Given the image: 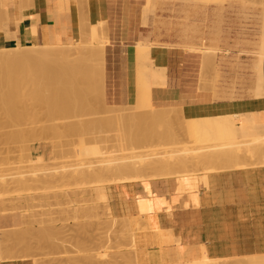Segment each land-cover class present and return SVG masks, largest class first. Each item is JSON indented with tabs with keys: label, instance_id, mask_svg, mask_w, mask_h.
Instances as JSON below:
<instances>
[{
	"label": "rangeland",
	"instance_id": "rangeland-1",
	"mask_svg": "<svg viewBox=\"0 0 264 264\" xmlns=\"http://www.w3.org/2000/svg\"><path fill=\"white\" fill-rule=\"evenodd\" d=\"M263 8H264V6L262 5L261 2H256L254 0H223L222 2H218L217 0L210 1V2L206 1V0H147V3L144 7V12H143V14H144V25H145V37L142 40H140L138 43V44L141 43L140 44L141 46L137 44V48L140 47L139 48L140 51L137 50V52H138L137 54L139 55L138 56V68H139V74H140V78H141L140 85H142V86L145 85L146 88L149 87L152 89V86L157 85V84H164L165 80H166V68L165 67H158V66L154 65L152 58L151 57L147 58L150 55V52L148 53V51H150V49L152 47H154V46L180 47V48H184L185 50H190V51L194 50V52L198 51L202 55V58H204L202 60V68H201V74H200L201 75V89L204 91H207L209 93H212L213 99H215V100H237V99H242L244 97L254 98L253 91H254V88L256 85V75H255L256 72L253 68L254 67L253 65L255 64L254 61H256V59L259 56L261 46H263V49H264V35H262V31H263L262 30L263 29L262 18H263V10H264ZM231 11H234L239 16H242L239 23H238V26H239L242 33H239L238 35H234V36L231 34L232 27L228 24V22L226 20L228 12H231ZM211 13H213V19H210ZM79 33L78 34L80 35V38H79V35H77V38L75 40H73V41L70 40L69 42H67L63 45H55L54 49L57 52V54H64L65 56H67V58H69L71 60H76L77 58H79V56L82 55L83 50L86 51V49L88 50V49L92 48L90 50H92V52L94 51L96 53H94V54L92 53L90 58L87 61V65H89L90 67L87 66V68H86V69H88L87 73L89 75L86 73V75H87L85 77L86 83L84 84V86L86 85V88L88 87L89 84H90L89 88L91 86H94L92 89L93 91L96 88L95 85H97L96 89H98V90H99V88L103 89V87L100 86L101 84H98V83H100V80H99L100 76H97V74H96V76L98 77V80H99V82H98V80H95V78H94L96 76H94L95 74L93 73V71L95 72L96 68L100 67L99 69H97V71L99 70V72L101 73V65H100L101 61L100 60L102 58L101 56L104 55V47H105V43L107 41L106 35L104 32V22H102V21L90 22V21H87L86 18H83V20L80 24ZM260 41H261V43H260ZM145 44L150 49L146 46H145L146 47L145 48L143 46ZM51 45H52L51 47L48 45V47L50 49H52V47H54L53 44H51ZM30 47H32V46H30ZM36 47L42 48L41 46H39V47L36 46ZM45 47H47V45H45ZM84 47H87V48L85 49ZM88 47H90V48H88ZM141 47H144L145 51H144V48L142 49ZM19 48L23 49V47L22 48L19 47ZM90 52H86V53L89 54ZM53 53L56 54L54 51H53ZM90 61H92V62H90ZM98 61H100V62H98ZM94 62H95V64H93ZM96 63H97V65L99 63V66L95 67ZM91 66H93L92 67V70H93L92 73L89 70V69H91ZM97 71L95 73H98ZM100 73H98V75ZM91 75L94 76L92 78V79H94V81H91L92 79L89 78ZM88 78H89V80H88ZM90 81L92 83L93 82L94 83L97 82V83L92 85V83H90ZM98 86H99V88H98ZM89 88H88V90H89ZM102 89L99 90L100 93H101ZM98 90H95L94 92L97 93ZM90 91H91V89H90ZM93 91L90 92L92 94H90V98H89L90 106L88 108L81 110V111L76 110V109L75 110L72 109L68 113H64L65 116L62 114L61 116L57 115V117H51V116L44 115L43 112L41 111L42 113L41 112L37 113L39 115L36 114L35 116L32 117L33 119L30 118L31 120L25 119V120L20 121L21 125H19V126L17 125V124H19V122H15V123L9 122L8 123V122H6L7 120L0 117V120H1L0 121V157H1L0 158V167L2 168V169L0 168V171H1V173H0V190L2 191V192L0 191V207H3V206L6 207V208L5 207L0 208L2 210V211L0 210V220H1L0 231L2 232V230H7L9 234H12L14 232L12 229H14V230L18 229V230H16L18 233H19V231H20V233L24 231V232H26V233L23 232L25 235L30 234L32 236V237L30 235L25 236V235H23V233L18 234L16 231H15L14 235L12 234L10 236H8L9 234H7V231L6 232L3 231V233L0 232L1 237H2V234L7 235V236L3 235L4 237H8V239L2 237L4 240H6L4 242H7V245L4 242H2L3 239L0 237V247L2 246L1 245L2 243L4 244L0 248V250L3 252L2 253L0 251L1 257L4 259H9V260L24 261V262H26V264H260V262L262 264H264V254L248 255V256H242L239 258H213L207 254L204 245H201L199 247V250L197 253L191 254L189 261H187V260L186 261H182V260L181 261H169L168 255L166 253V248L164 247V244H165V242L167 243L169 237L167 235L163 234V232L159 226L157 214L153 213V212L157 211L161 206L157 209L146 210V219H144V220H138V216L130 217V216L120 215V213L116 210L115 204H114L116 201L117 191L120 188H122L126 183H132L133 182V183L141 184V181H139V180L134 181L132 179V177H130L131 179L127 178V181L124 182L125 179H123L124 181L123 180L120 181L121 178H124L121 175L108 174V172H106L107 174H105L104 172H105V170H107V168L106 169H104V168L107 167L109 164L106 165L108 162L106 163V162H102V161H105L107 159L106 157L126 158L125 159V160H127L126 162L131 164V162L132 163H134L135 161L139 162L140 161L139 159H141V158H142L141 161L142 160L147 161V160H149V158L151 160H152V158H154L156 160V159H161L163 156H164L163 158H165V155H166V157L167 156H169V157L173 156V159H175V158L178 159V158L184 157V156L182 157V154L185 155L186 157L191 156L193 154H194V156L198 154L199 157H197L198 158V160L196 161L197 164L195 163L193 166L192 165L189 166V169L191 170V168H192V170H193L192 172L194 174L191 173V175H190L189 174L190 172H189L188 175H187V173H185V175H183L184 173L181 174L182 171L180 170L181 172L178 174L179 176L175 175L173 177L169 176V177H164V178H157L154 175L157 178V179H154L153 174L155 173V171H153V169H150V170L146 171L147 174L149 173V178H147V179H150V180H164V179H176V178L181 179L185 176H189L191 178L198 180V183L201 182V184L204 185V183L207 184L209 182V175L210 174L220 171L219 170L220 168L217 167V164L222 165V162H221V164L216 163L219 160L214 162V160L218 159L219 156H218V158L215 156L216 159L212 160L213 162H211L210 159L213 156V154H212V156H210V159H209L208 157H206V155L208 156V154H206V153L204 154L205 159L203 160V158H204V157H202L203 152H206L205 150H211L213 152L214 148L218 149V150L219 149L222 150L225 147H232V146L226 144L227 142H225V145H227V146H224L223 140H222V143H221V140H217V141L216 140H209V141L204 140V141H202L199 139L196 140L192 136H189V134H190V133H188L189 127H187L186 125L189 126V118H188L187 114H190V113L184 111L183 108H160L161 110L166 109L167 111H165V113H163V117L161 115H159L160 113L158 114L161 118L158 116L157 117L158 119L156 117H155L156 119H154V117H153V119L155 121L157 120L159 122L156 121L157 122L156 123L153 120H151L152 123H154V126L152 127V125H151L152 128L150 126H148V127L151 128V130L153 128L154 129L152 131L149 129L150 131H148V132L150 134H146L148 132H144L145 135L144 134L143 135L145 137H144V139L143 138L142 139L143 140L146 139V140L143 141L142 139H140L139 143L140 142L141 143L137 144V142H138L137 134H133L132 132H127V133H129L127 135V133L124 132L125 129L123 128L124 126H127V125L122 124V122H121V124H119L120 119H118V118H120V117L112 116L117 111V109H118L117 106L114 105L116 107V111L114 113H111L113 108L112 109L108 108L109 106L107 107V104H105L104 102L100 103V102H102L100 97H102V99H103V93H101L102 96H100L99 95L100 93L98 92L99 94H97V95H99L100 97L97 96L98 98L95 99L96 97H93L95 94ZM143 91L144 90H141L142 94L144 93ZM141 93L138 92L135 103L129 105L132 109H129V110L124 109L125 113L123 114L124 110H122V108H121L122 111L120 110V112H122L123 116L128 115L129 112L130 113L128 116L131 115V112H132V114L140 113L141 114L140 116H142L143 113H145V112L146 113L148 111L152 112L153 111L152 108H154V111H156V113H157V109H159V107H156L153 105L151 97L149 98L151 100H149L148 98H145V97H147V95L145 96L143 94L145 96V97L143 96L145 98L143 100L145 101L147 99L148 102L150 101L149 102L150 104L148 103V105H147V103H146L147 101H145V105L141 104L142 100L140 102V100L138 99V97H139L138 94L141 95ZM87 96H89V95H87ZM91 102L93 105H91ZM139 102L141 105L139 104ZM99 103H100V105H99ZM254 103L255 102H253L252 105L246 104V105L233 107L234 112H236L237 109L251 110L254 106ZM126 106H128V105H126ZM121 107H123V106H121ZM130 107H128V108H130ZM97 108H99V109H97ZM102 108L103 109L107 108V109L104 111ZM124 108H126V107H124ZM155 108H157V109L155 110ZM87 109L89 112L87 111ZM108 109H110L111 112H109ZM40 110H43V109H40ZM85 110H86V113H84ZM114 110L115 109H113V111ZM73 112H75V113H73ZM97 112H99V113H97ZM161 112H164V111H161ZM69 113H70V115H69ZM81 113H82V116L80 115ZM116 113H118V112H116ZM122 114H121V117H122ZM150 114L151 113H149L148 115H150ZM246 114H248V113H246ZM67 115H69V116H67ZM145 115H147V114H145ZM148 115H147V117H148ZM45 116H47V118ZM106 116L108 117L107 118L108 120H111L112 117H116L115 119H118V120L116 121V120L112 119L114 121L109 122V121H107L106 118L104 119V117H106ZM119 116H120V114H119ZM128 116L127 117L125 116V117L129 118ZM136 116L138 117L139 115L137 114ZM49 117H51V118H49ZM59 117H60V119H59ZM99 117H102L104 119V122H99L98 125L100 128L98 127V125L95 128L92 124H96L98 122V120L100 119ZM132 117L134 118V115ZM151 117L152 116H150V118ZM126 118H125V120H126ZM122 119H124V117H122ZM122 119H121V121H122ZM134 119H133V122L134 121L136 122V120H134ZM24 121H25V123H24ZM105 121H107V122L105 123ZM118 121H119V123H118ZM186 121H187V123H186ZM4 122H6V123L4 124ZM92 122H95V123H92ZM149 122H147L148 125H150ZM50 123H53V125ZM83 123H84L85 127L86 126L89 127L87 129V131L81 129L84 127ZM104 123L106 125H104ZM108 123H110V124H108ZM155 123H156V128H155ZM72 125H73V127L71 128ZM102 125L104 127H102ZM115 125H116V128H114ZM48 127H50V128H48ZM57 127L60 130V132L58 130V134L57 133L54 134L55 131H57ZM75 127H78L79 129L75 128ZM92 127H94L95 129ZM19 128H21V130H19ZM45 128H47L48 130ZM103 128H104V130H103ZM108 128H109V130H108ZM42 129L45 131L43 132ZM80 129H81V131H80ZM114 129H116V130H114ZM46 130L49 133L46 132ZM95 130H97V131H95ZM121 130L123 131V133L120 134V132H122ZM154 130H155V132H154ZM26 132H29L30 134L33 133L34 136L30 135L31 136L30 137L28 135L29 133H26ZM41 132H43L44 135L46 133V137L47 136L48 137L45 138L43 136L44 139H42V135L40 134ZM51 132H53V133H51ZM71 132H73V134ZM171 132H173V133H171ZM238 132H239L240 137H238L237 138L238 140L236 139L235 141H239V140L241 141L242 140L241 144L242 143L245 144L244 139L251 138V137H245V136L243 137V133H244L243 129H241ZM5 133L8 136H6ZM23 133H25V135ZM36 133H39L38 134L39 136H37ZM50 133H51V136H50ZM80 133H81V136H80ZM117 133H119L121 136L122 135L126 136V137L122 136V139H127V140L126 141L123 140L121 143V141L118 140L121 137ZM130 133H132L133 135L132 134L130 135ZM155 133H157V134H155ZM26 134L28 135L29 138H26L27 137ZM158 134L159 135L161 134V137ZM10 135H11L12 139L10 138ZM14 135H16V136L18 135V137H16V136L14 137ZM62 135H63V137H62ZM114 135H116V136H114ZM134 135L136 136V138L134 137ZM146 135H148L149 137ZM167 135H169V136H167ZM239 135L237 134V136H239ZM96 136H97V138H96ZM100 137H101V139H100ZM88 138H90V139H88ZM103 138L105 139V141ZM165 138H167V139H165ZM26 139H28V140H26ZM85 139H87V140H85ZM148 139H150V140H148ZM89 140L92 142H89ZM7 141H9V142H7ZM108 141H110V142H108ZM58 142H61V143L58 144ZM134 142H136V144ZM214 142L218 145H216ZM192 143H193V145H192ZM248 143H246V144H248ZM52 144H54V145H52ZM201 144H204V145H201ZM241 144H238V145H241ZM186 145H188V146L186 147ZM244 146H246V145H244ZM72 147H73V149H72ZM95 147L96 148L98 147V149H100V150L102 149L100 151L101 153H98L99 151L97 152L98 154L97 153H94V154H88L87 153L88 150L93 151V148H95ZM146 147H148V148H146ZM24 148L25 149L31 148V149H30V151H28L27 149L25 150ZM185 148H188L189 150H186ZM247 148H245V150H246L245 151L244 148L241 147L242 151H245L246 153L248 152V154H247V156H248L251 154L252 151H250V154H249V151L247 150ZM125 149H127V150H125ZM233 149L230 148L231 151ZM239 149H236V151L239 152ZM241 149H240L241 159L243 158L242 160H247L246 158H248L249 156L246 158L243 157L244 152L241 156V153H242ZM134 150H136V151H134ZM163 150H164V153H163ZM221 150H219V151H221ZM1 151L3 153H1ZM4 151H5V153H4ZM156 151L159 153V155H160V153H162L163 156L162 155L158 156V153H156L157 155L152 154L154 157L152 155H150L151 153H155ZM211 151H210V153H211ZM215 151H217V150H214V152ZM234 151L235 150H233L232 152L234 154L238 155V153H236ZM27 152H30V153L32 152V153L30 154ZM72 152H73V154H72ZM121 152H122V154H121ZM169 152L170 153L172 152V153L169 154ZM197 152H199V153H197ZM167 153L169 155H167ZM64 154H66V155H64ZM67 154H68V156H67ZM129 154H131V155H129ZM147 154H149L150 156H148ZM234 154H232V155L234 156ZM252 154H251V156H252ZM29 155H31V156H29ZM97 155H98V157H97ZM103 155L105 157H103ZM146 155H147V158L145 159ZM254 155H255V152H254ZM134 156H136V158ZM233 156H232V159L234 158ZM256 156L259 157L258 154ZM4 157L7 158V159L5 158L6 161L3 160ZM27 157L28 158L30 157L29 159H31V157H34L33 160L32 159L31 160L32 161L35 160L34 161L35 163L30 162L31 160L29 161V159ZM60 157H62V158H60ZM132 157H134V159H132ZM201 157H202V159H201ZM215 157H213V158H215ZM227 157L230 158L231 156L228 155ZM252 157H249V158L252 159ZM70 158H72V159H70ZM85 158H87V160H85ZM1 159L4 162H6L8 165L6 163L4 164L3 161L1 162ZM20 159H22V160H20ZM79 159H81V160H79ZM241 159L236 158V160L234 161V165L237 167H241L240 164H244V166L251 164V163L246 162L247 165H245V163H241L242 162ZM260 159H262L261 162L263 164V157ZM125 160H120L119 162H121V161L123 162ZM221 160H223V158ZM22 161H24V162H22ZM60 161L62 164L60 163ZM92 161H95V164H93V165H97V166L99 165V167L95 166L96 169L97 168H99V170L103 169V171L102 170L99 171L98 169H97L98 170L97 171V170H95V168L93 166H92L93 168L90 167L93 163ZM232 161L233 160H231V162ZM238 161H241V162L238 163ZM8 162H10V164ZM21 162L23 163V165ZM90 162H91V164H90ZM224 162H226V161L224 160L223 163ZM236 162H237V164H235ZM24 163H26L28 165H26ZM83 163H85V164H83ZM128 163H126V164H128ZM34 164H38V165H36L37 166L36 168L39 171H37L35 169L34 170L32 169L30 171V168L31 167L33 168ZM46 164H47V166H49L51 164L49 166L50 169L47 166H45V167H47V168H45L46 170L42 169V168L41 169L38 168L39 165H46ZM81 164H83V166ZM189 164H191V163H189ZM224 165H225V163L222 166H224ZM234 165L233 166L226 165V166H224V169L222 168V170H225V168H229V167H230L229 169H231L233 167L236 168ZM15 166H19V167L17 168ZM198 166H199V168H197ZM201 166H202V168H201ZM20 167H22V168H20ZM89 168L91 171L94 169L95 172H94V170H93V172L95 174H96V172H100V173L103 172V173H101L102 177L99 176L100 178H97V176L95 177V175L92 176L93 174L91 176L90 175L84 176L83 174H81L82 171L84 172L85 170H87V172H89L90 171ZM6 170H8V171L6 172ZM32 171H34V172L36 171V174ZM64 171H66V172H64ZM20 173H22L23 176L20 175ZM52 173L53 174L55 173V174L53 175ZM57 174H58V176H57ZM60 175H62V176H60ZM34 176H36L38 178L37 180H40V181H35V183H34L33 181H31V179H29L30 180L29 183L27 182V184H25L26 182L25 183L23 182L25 179L24 177L34 178ZM87 176H89V177H87ZM129 176L130 175H128V177ZM152 176H153V178H152ZM36 177L32 180H36ZM94 177H95V179H94ZM113 177L115 178V181H114ZM16 178H17V180L23 179V181L21 180L22 182L20 181L21 184L23 183L22 187H21L20 183H18V185H16L17 183L13 184V180L15 182ZM27 178L25 181H27ZM54 179H56V180H54ZM98 179L101 181L98 182ZM102 179H107V181L102 180ZM108 179H110V180H108ZM112 179H113V181L111 182ZM147 179H144L143 181L145 182V180H147ZM51 180H53V182ZM206 181H207V183H206ZM11 183H12V185H10ZM97 184H99V185H97ZM1 186H3V187H1ZM11 186L14 189H12ZM19 186H20V189H19ZM26 186L28 187V189L26 188ZM36 186H37V188H36ZM207 186H209V183L206 185V187ZM72 187H74V188H72ZM17 188H18V190H17ZM96 188H101L103 190H106L108 195H109L108 200H106V201L104 200L105 202H103V200L98 199ZM114 188H116V190ZM87 189H89V190H87ZM5 190L6 191L8 190V191L6 192ZM83 190H85V191L83 192ZM70 191L72 192L73 195L70 193ZM73 191H75V194L73 193ZM87 192H88V194H87ZM49 193L50 194L52 193V194L48 195V197H47V194H49ZM53 193H55V195L58 197L54 198L53 196H55V195H53ZM64 193H65V195H64ZM58 194H60V195H58ZM42 195H44V199H43ZM28 196H30V197H28ZM41 196H42V198L40 200ZM50 196L52 197L51 199H50ZM20 197H22V199H25V200H22V199L19 200ZM33 197H35L34 198L35 200L33 199L31 201V198H33ZM86 197L89 199V201H87V203L85 202ZM13 198L15 201L12 200ZM38 198H39V200H38ZM80 199H81V201H80ZM16 200H17V202H16ZM59 201H61V202H59ZM3 202L5 203V205L2 204ZM46 202H48V203H46ZM40 203L42 205L44 203V205L42 206ZM34 204L37 207L39 205L40 206L37 208L34 206ZM60 204H63V205H60ZM102 204H103V206L107 205V207H105V206L103 207ZM17 205L20 208H18L16 211ZM23 205L26 209L27 208L28 209L26 210V209L22 208ZM29 205L31 208H29ZM52 205H54V206H52ZM94 205H96V206L98 205V206L96 207ZM94 208H96L97 210ZM63 209H66V211H64L66 213L62 212ZM46 210L48 212L47 213L48 215L45 212ZM75 210H77V211H75ZM35 211L36 212L39 211L38 212L39 214L36 213ZM43 212H44V214H43ZM30 214L33 217H31ZM86 214H88V215H86ZM37 215H38V217H37ZM39 215H42L43 217L39 216ZM84 215H85V217H84ZM22 216H24V217H22ZM49 217L51 219H49ZM90 217H92V218H90ZM31 218H32V221L30 220ZM122 218H124V219L122 220ZM131 218L132 219L134 218V219L131 220ZM33 219L34 220L36 219V220L34 221ZM37 220L40 222H37ZM49 220H51V221H49ZM119 220H121V221H119ZM2 221H3V223H2ZM27 221H28V223H26ZM43 221H45V222H43ZM81 222L84 224H80ZM85 222H86V224H85ZM37 223H40V224L38 225ZM38 226H40V228ZM41 227H45V228L42 229ZM46 227H48V228H46ZM19 228H21V229H19ZM25 228H26V231H25ZM31 228H32V230H31ZM54 229H55V231H53ZM147 229H150L153 231L152 235L145 233V231ZM21 230H23V231H21ZM28 230H29V232L27 233ZM30 230L32 231V233ZM33 230H35L36 232H39V233H35ZM41 230H43V231H41ZM48 230L51 233H49ZM56 230H58V232ZM46 231L48 232V234L46 233ZM56 232H57V234H59V236L56 234ZM49 234L51 235V238L57 236V238L55 237L56 240H55V238H53L55 242L53 241V239H50L52 241L49 240V238H48V237H50ZM19 235H21L23 237H21V236L19 237ZM35 235H38V237L36 238ZM33 236H35V238ZM9 237L12 239V241L9 240L10 239ZM25 237H26V239H28L29 237L30 238L28 240H26ZM43 238H45V239L43 240ZM62 238H64V240ZM151 238H154L153 240L159 245L157 250H151L148 248L147 245L150 243H153V240H151ZM31 239L32 240L35 239V241H31ZM36 239H37V242H36ZM46 239H47L48 243H47ZM13 240L15 241L16 245L18 244L19 247L15 246V245L13 247V245H10L12 242H14ZM25 240L27 242H25ZM38 240H40V241H38ZM49 241L51 243H49ZM20 242H22L23 244ZM24 242H25V245H28V243L31 242V243H29V245L33 244L34 247L31 245L33 248H31V246H30V248L28 249L29 245L25 246ZM38 242H40V243H38ZM63 242H64V244H62V245H64V247L62 245H60V243H63ZM79 242H81V243H79ZM42 243H43V248L41 246ZM52 243H53V245H52ZM73 243H76V244L73 245ZM19 244H22L23 246L22 245L20 246ZM34 244H38L40 246H38V245L35 246ZM54 244H56L57 246ZM74 246L76 249L74 248ZM9 247H10V249L12 248L11 249L12 251H10ZM20 247L22 250L20 249ZM3 248L6 250H4ZM17 248H19V249H17ZM23 248H24V250H23ZM52 248L55 250V252L53 251L54 254L51 251V250H53ZM61 248L64 250H62ZM78 248H80V249H78ZM82 248H83V250H82ZM7 249H8V251H7ZM32 249H33V251H32ZM69 249H71V250H69ZM13 250L16 252H14ZM18 250H21V252ZM27 250H29V252H31V253L27 254ZM78 250H82L83 252L80 253L81 251H79V253H77ZM6 251H7V253H6ZM15 253H17L18 256ZM24 253L26 254V256ZM7 254L9 256L14 255L16 257L10 258ZM81 255H83V257H81ZM24 257H27V258H24Z\"/></svg>",
	"mask_w": 264,
	"mask_h": 264
},
{
	"label": "crops",
	"instance_id": "crops-1",
	"mask_svg": "<svg viewBox=\"0 0 264 264\" xmlns=\"http://www.w3.org/2000/svg\"><path fill=\"white\" fill-rule=\"evenodd\" d=\"M146 3L147 0H0V45L6 48L63 45L77 38L83 18L90 22L102 21L107 39L103 66L105 104L131 105L135 103L141 82L137 44L145 37ZM241 17L234 11L227 14L233 36L242 33L238 26ZM151 58L154 65L166 68L165 83L151 89L156 107L183 108L192 115H215L221 107L252 105L255 100L249 97L215 100L212 93L202 90L203 58L198 51L154 46ZM256 111L261 109L239 113ZM243 130V136L254 134L247 121ZM261 161L247 158L251 164L212 173L208 187L195 181L191 191L184 190L179 178L157 180L154 196L163 198L164 203L153 213L157 214L163 234L169 237L164 244L169 261H189L201 245L213 258L264 254V165ZM123 187L117 191L114 203L120 215L146 214L138 203L143 196L141 184L132 182ZM124 189L129 191L126 193ZM145 233L152 235L153 231L147 229ZM147 246L157 250L159 245L153 240ZM0 264L26 262L4 259L0 252Z\"/></svg>",
	"mask_w": 264,
	"mask_h": 264
},
{
	"label": "bare ground",
	"instance_id": "bare-ground-1",
	"mask_svg": "<svg viewBox=\"0 0 264 264\" xmlns=\"http://www.w3.org/2000/svg\"><path fill=\"white\" fill-rule=\"evenodd\" d=\"M206 1H214V0H206ZM218 2H222L223 0H217ZM254 1H256V2H261L262 3V5L264 6V0H254ZM24 4H25V2H24ZM1 5V4H0ZM1 9V8H0ZM264 9V8H263ZM11 10V9H10ZM50 12V11H49ZM2 18H0V20H1ZM14 21V20H13ZM2 22V21H1ZM0 22V23H1ZM262 26H263V31H262V35H264V10H263V18H262ZM1 28V27H0ZM261 33V32H260ZM80 34V33H79ZM78 34V35H79ZM79 38H80V35H79ZM139 43V42H138ZM260 43H261V41H260ZM141 44V43H140ZM140 44H138V45H140ZM143 44V43H142ZM150 44V43H149ZM54 45V44H53ZM15 46V45H14ZM50 47L52 46V45H49ZM141 46V45H140ZM144 47L146 46V47H148L146 44L145 45H143ZM39 47V46H38ZM42 48H37L36 46H32V47H23V49H20L19 47H13V48H6V47H3V46H1L0 45V117H2V118H4L5 120H7L6 122H19V124H17L18 126L19 125H21L20 124V121H22V120H27V119H33L32 117L33 116H35L37 113H40L41 111L43 112V114L44 115H47V116H51V117H57V115H59V116H61L62 114L64 115V113H68L70 110H72V109H76V110H79V111H81V110H84V109H86V108H88L89 106H90V100H89V98H90V94H92V93H90L91 91H93L92 89H93V87L94 86H91L90 88H89V86H90V84L88 85V87L86 88V85L84 86V84L86 83L85 82V77L87 76L86 75V73H87V70L88 69H86L87 68V66H89V65H87V61H88V59L90 58V56H91V54L93 53H96V52H92V50H90V49H92V48H90V47H88V48H90V49H86L87 47H84L85 49H86V51H82V55L81 56H79V58H77L76 60H71V59H69V58H67V56H65L64 54H57V52L55 51V45H54V47H52V49H50L49 47H48V45H47V47H43V46H41ZM144 47H141L142 49L144 48ZM145 47V48H146ZM191 47V46H190ZM189 47V48H190ZM22 48V47H21ZM140 48V47H139ZM139 48H137V50L138 51H140V49ZM145 48H144V51H145ZM149 48V47H148ZM147 48V49H148ZM25 49V50H24ZM27 49V50H26ZM150 49V48H149ZM152 49V48H151ZM151 49H150V51H148V53L150 52V55L147 57V58H150L151 57ZM192 49V48H191ZM261 50H260V53H259V56H258V58L256 59V61H254L255 62V64L253 65L254 67V70H255V72H256V85H255V88H254V91H253V95H254V106H253V108L252 109H256V108H260L261 109V111H256V112H252V113H248V114H246V113H239L240 111H242V109H238L236 112H234V108H231V109H227V108H224V107H221V108H219V110H218V113H216L215 115H192L191 113L190 114H187L188 115V118H189V126L188 125H186L187 127H189V131H188V133H190L189 134V136H192L194 139H199V140H202V141H204V140H206V141H209V140H221V143H222V140H223V145L224 146H227V145H225V142H227L226 144H228V145H230V146H232V147H225V148H223L222 150L221 149H219V150H221V151H219L218 149H215L214 148V150H217V151H215L214 152V150H213V152L211 151V150H205L206 152H203V155H202V157H204L203 158V160L205 159V153L206 154H208V156L206 155V157H208L209 159H210V156H212V154H213V156L211 157V159H210V161L211 162H213L212 160H214V159H216V157L218 158V156H219V158L218 159H216V160H214V162L215 161H218V162H216V163H220L221 164V162H222V165L225 163V165L224 166H226V165H228V166H233L234 165V161L236 160V158H238V159H241V157H240V149H241V147H243L244 148V150H245V148H247V150L249 151V154H250V151H252L251 152V154H252V156L254 155V152H255V157L254 158H262L263 157V164H264V49H263V46H261V48H260ZM52 50V51H51ZM91 52H90V51ZM53 51L56 53V54H54L53 53ZM194 51V50H193ZM86 52H90L89 54H87ZM84 53V54H83ZM86 53V54H85ZM138 53V52H137ZM145 53V52H144ZM138 55V54H137ZM144 55V54H143ZM139 56V55H138ZM102 58H101V63H100V65H101V73L99 72V70L97 71V69H99L100 67H98V68H96V70H95V72L97 71L98 73H100L99 75H98V73H95L93 70H92V67L93 66H91V69H89L90 71H91V73H92V71H93V73L95 74L94 76H96V74H97V76H100V83H98V84H101L100 86L101 87H103L104 88V86H103V66H104V55L103 56H101ZM204 57V56H203ZM204 59V58H203ZM100 61H98V62H100ZM90 62H92V61H90ZM89 63V62H88ZM93 64H95V62L93 63ZM92 65V64H91ZM96 66H99V63H98V65H97V63H96V65H95V67ZM90 67V66H89ZM89 71V72H90ZM90 73V74H91ZM88 74V73H87ZM89 75V74H88ZM94 76H90L89 78L90 79H92ZM94 77L95 78V80H98V77ZM89 78H88V80H89ZM99 80H98V82H99ZM87 81V80H86ZM91 81H94V79H92ZM90 81V83H92ZM97 83V82H96ZM96 83H92V85L93 84H96ZM96 86V88H97V85H95ZM88 88H89V90H88ZM95 88V90H98V89H96ZM98 88H99V86H98ZM149 88V87H148ZM146 88V86L145 85H139V90H138V92H140L141 93V90H144L143 92V94L146 96L147 95V97H145L142 93H141V95L140 94H138L139 95V97H138V99L140 100V102H141V100H142V102H141V104L142 105H145V101H147V99L144 101L143 99H145V98H150L151 97V88ZM90 89H91V91H90ZM102 89V88H101ZM100 88H99V90H101ZM94 90V91H95ZM97 91V93L96 92H94L95 94H94V96L93 97H96L95 99H97L98 97L97 96H102V94L101 93H103L104 91V89H102V91H101V93H100V91ZM100 94H99V93ZM97 94H99V95H97ZM87 95H89V96H87ZM96 95V96H95ZM92 96V95H91ZM99 96V97H100ZM145 98H144V97ZM103 97H105V96H103ZM143 97V98H142ZM100 99L102 100V102H100V103H105V98H103L102 99V97H100ZM99 99V100H100ZM100 100V101H101ZM149 100H151V99H149ZM92 101V100H91ZM95 101V100H94ZM98 102V101H97ZM96 102V103H97ZM140 102H139V104H140ZM150 102V101H149ZM148 101L146 102L147 103V105H148V103H149ZM100 103H99V105H100ZM140 104V105H141ZM150 104V103H149ZM91 105H93L92 104V102H91ZM154 105V104H153ZM116 106V105H115ZM114 105H113V107L112 106H109L108 107V105H107V107L108 108H113V109H115L114 111H113V109H112V112H111V110L110 109H108L109 110V112H111V113H114L115 111H116V107H115ZM124 107H126V108H124ZM128 107H130L129 105L128 106H123V107H121V106H117V111L116 112H118L119 114H120V116H119V114L118 113H114L112 116H118V117H120V118H118V119H120L119 121H120V123H119V121H118V123L119 124H121V122H122V124H126L127 126H122L124 129H125V131L124 132H132L133 134H137V139H138V142H137V144H140L139 143V140L140 139H144V132H148V131H150L151 130V128L154 126V123H152V121L151 120H153L154 122H156L154 119H156L159 115H161L162 117H163V113H165V111H167L166 109H157V108H155V110L157 109V113H156V111H154V108H152L153 109V113L152 112H149L148 110V112L149 113H151L150 115H148L149 113L147 112H145V113H143V115L142 116H140L141 114L140 113H137L139 116L137 117L136 115V113H134V114H132V112H131V115L130 116H128L129 115V113H128V115H125L126 117L128 116L129 118H126L125 116H123V114L125 113V110L124 109H127V110H129V109H132L131 107L130 108H128ZM91 108V107H90ZM94 108V107H93ZM121 108H122V110H124L123 111V114H122V112H120V110H121ZM40 109H43V110H40ZM97 109H99V108H97ZM103 109V108H102ZM107 109V108H106ZM106 109H103L104 111L106 110ZM121 110V111H122ZM87 111H88V109H87ZM91 111V110H90ZM99 111V110H98ZM160 111V112H159ZM161 111H164V112H161ZM41 112V113H42ZM89 112V111H88ZM93 112V111H92ZM72 113V112H71ZM73 113H75V112H73ZM80 113V112H79ZM84 113H86V110H85V112ZM91 113V112H90ZM97 113H99V112H97ZM103 113V112H102ZM160 113V114H159ZM162 113V114H161ZM118 114V115H117ZM121 114H122V117H124V119H122V117H121ZM127 114V113H126ZM136 114V115H135ZM145 114H147L148 115V117H147V115H145ZM154 116H153V115ZM159 114V115H158ZM37 115H39V114H37ZM69 115H70V113H69ZM69 115H67V116H69ZM81 116H82V113L80 114ZM85 115V114H84ZM134 115V118L132 117ZM145 115V116H144ZM165 115V114H164ZM47 116H45L46 118H47ZM65 116V115H64ZM75 116V115H74ZM109 116V115H108ZM150 116H152L151 118H150ZM51 117H49V118H51ZM116 117H112L111 118V120H108L107 118V116L106 117H104V119L106 118L107 119V121H109V122H111V121H114V120H118V119H115ZM153 117H154V119H153ZM156 117V118H155ZM160 117V116H159ZM35 118V117H34ZM37 118V117H36ZM62 118V117H61ZM100 119L98 120V122L96 123V124H92L95 128L97 127V125L99 124V122H104V119L102 118V117H99ZM102 118V119H101ZM110 118V117H109ZM125 118H126V120H125ZM161 118V117H160ZM159 118V119H160ZM30 119V120H31ZM59 119H60V117H59ZM112 119H114V120H112ZM121 119H122V121H121ZM128 119V120H127ZM133 119L134 120H136V122L134 121L133 122ZM149 119V120H148ZM158 119V118H157ZM55 120V119H54ZM53 120V121H54ZM81 120V119H80ZM101 120V121H100ZM103 120V121H102ZM132 120V121H131ZM1 121V120H0ZM79 121V120H78ZM90 121V120H89ZM93 121V120H92ZM107 121H105V123L107 122ZM150 121V122H149ZM245 121H247V123L248 124H250V127L252 128V130H253V132H254V134L253 135H251V136H245V137H251V138H249V139H244L245 140V144H241V142H242V140L240 141H235L238 137H240V135H239V132L238 131H240L241 129H243V124H245ZM6 122H4V124L6 123ZM29 122V121H28ZM77 122V121H76ZM83 122V121H82ZM81 122V123H82ZM86 122V121H85ZM84 122V123H85ZM147 122H149L150 123V125H148V123ZM157 122H159V121H157ZM156 122V123H157ZM7 123V124H8ZM24 123H25V121H24ZM54 123V122H53ZM53 123H50V124H52L53 125ZM84 123H83V125H84ZM92 123H95V122H92ZM104 123V125H106ZM116 123V122H115ZM134 123V124H133ZM156 123H155V128H156ZM186 123H187V121H186ZM28 124V123H27ZM26 124V125H27ZM72 124V123H71ZM90 124V123H89ZM108 124H110V123H108ZM118 124V125H119ZM159 124V123H158ZM25 125V126H26ZM36 125V124H35ZM75 125V124H74ZM80 125V124H79ZM101 125V124H100ZM117 125V124H116ZM116 125L114 126V128H116ZM151 125H152V127H151ZM113 126V125H112ZM148 126H150L151 128H149ZM51 127V126H50ZM50 127H48V128H50ZM73 127V125L71 126V128ZM87 127V126H86ZM85 127V125H84V127L83 128H81L82 130H86L87 131V129L89 128V127H87L86 128ZM94 127H92V128H94ZM98 127H99V125H98ZM102 127H104L103 125H102ZM120 127V126H119ZM22 128V127H21ZM21 128H19V130H21ZM43 128V127H42ZM70 128V127H69ZM70 128V129H71ZM75 128H78V127H75ZM94 128V129H95ZM100 128V127H99ZM110 128V127H109ZM109 128H108V130H109ZM168 128V127H167ZM45 129H47V128H45ZM69 129V130H70ZM79 129V128H78ZM77 129V130H78ZM81 129H80V131H81ZM98 129V128H97ZM106 129V128H105ZM113 129V128H112ZM121 129V128H120ZM150 129V130H149ZM154 129V128H153ZM152 129V130H153ZM40 130V129H39ZM48 130V129H47ZM46 130V132H48ZM58 127H57V131H55V133L54 134H58ZM65 130V129H64ZM72 130V129H71ZM90 130V129H89ZM103 130H104V128H103ZM114 130H116V129H114ZM123 130V129H122ZM121 130V131H122ZM151 130V131H152ZM16 131V130H15ZM14 131V132H15ZM42 131L44 132L45 130H43L42 129ZM76 131V130H75ZM79 131V132H80ZM95 131H97V130H95ZM102 131V130H101ZM171 131V130H170ZM13 132V133H14ZM19 132V131H18ZM23 132V131H22ZM25 132V131H24ZM31 132V131H30ZM43 132H41L40 134L42 135V139H44L43 138V136L45 137V138H47L46 137V133H45V135L43 134ZM59 132H60V130H59ZM64 132V131H63ZM93 132V131H92ZM104 132V131H103ZM120 132V131H119ZM154 132H155V130H154ZM238 132V133H237ZM11 133V132H10ZM9 133V134H10ZM12 133V134H13ZM26 133H29V132H26ZM35 133V132H34ZM49 133V132H48ZM51 133H53V132H51ZM51 133H50V136H51ZM72 134H73V132H71ZM121 133H123V131L122 132H120V134ZM132 133H130V135L132 134ZM153 133V132H152ZM163 133V132H162ZM171 133H173V132H171ZM6 134V133H5ZM11 134V135H12ZM16 134V133H15ZM18 134V133H17ZM24 135H25V133H23ZM37 134V136H39L38 134L39 133H36ZM60 134V133H59ZM65 134V133H64ZM96 134V133H95ZM117 134H119V133H117ZM119 134V135H120ZM129 133H127V135H128ZM132 134V135H133ZM144 134V135H143ZM146 134H150L149 132L148 133H146ZM155 134H157V133H155ZM237 134L239 135V136H237ZM11 135H10V138H11ZM20 135V134H19ZM27 135V134H26ZM29 136L30 135H33L34 136V134L32 133V134H28ZM28 135H27V137L26 138H29L28 137ZM48 135V134H47ZM85 135V134H84ZM126 135V134H125ZM159 135V134H158ZM6 136H8L7 134H6ZM5 136V137H6ZM13 136V135H12ZM16 135H14V137H15ZM22 136V135H21ZM32 136V137H33ZM74 136V135H73ZM80 136H81V133H80ZM83 136V135H82ZM114 136H116V135H114ZM122 136H124V135H122ZM122 136L120 135V137L121 138H117L118 140H120L121 141V143H122V141L123 140H127V139H122ZM146 136H148V135H146ZM160 137H161V134L159 135ZM167 136H169V135H167ZM173 136V135H172ZM16 137H18V135L16 136ZM20 137V136H19ZM31 137V136H30ZM62 137H63V135H62ZM61 137V138H62ZM111 137V136H110ZM119 137V136H118ZM124 137H126V136H124ZM123 137V138H124ZM130 137V136H129ZM128 137V138H129ZM134 137L136 138V136L134 135ZM149 137V136H148ZM147 137V138H148ZM155 137V136H154ZM158 137V136H157ZM244 137V136H243ZM3 138V137H2ZM1 138V139H2ZM40 138V137H39ZM57 138V137H56ZM59 138V137H58ZM67 138V137H66ZM96 138H97V136H96ZM113 138V137H112ZM133 138V137H132ZM169 138V137H168ZM173 138V137H172ZM191 138V137H190ZM242 138V137H241ZM6 139V138H5ZM12 139V138H11ZM18 139V138H17ZM41 139V138H40ZM88 139H90V138H88ZM94 139V138H93ZM100 139H101V137H100ZM104 139V138H103ZM108 139V138H107ZM111 139V138H110ZM134 139V138H133ZM142 139V140H143ZM165 139H167V138H165ZM9 140V139H8ZM26 140H28V139H26ZM35 140V139H34ZM85 140H87V139H85ZM141 140V141H142ZM146 140V139H145ZM145 140H143V141H145ZM148 140H150V139H148ZM147 140V141H148ZM226 140V141H225ZM238 140V139H237ZM249 140V141H248ZM16 141V140H15ZM46 141V140H45ZM61 141V140H60ZM97 141V140H96ZM104 141H105V139H104ZM111 141V140H110ZM110 141H108V142H110ZM116 141V140H115ZM119 141V142H120ZM154 141V140H153ZM194 141V140H193ZM249 143H248V142ZM3 142V141H2ZM1 142V143H2ZM7 142H9V141H7ZM35 142V141H34ZM89 142H92V141H90L89 140ZM95 142V141H94ZM118 142V141H117ZM133 142V141H132ZM219 142V141H218ZM55 143V142H54ZM59 143H61V142H58V144ZM78 143V142H77ZM120 143V144H121ZM128 143V142H127ZM135 144H136V142H134ZM215 143V142H214ZM246 143H248V144H246ZM56 144V143H55ZM87 144V143H86ZM132 144V143H131ZM144 144V143H143ZM212 144V143H211ZM216 144V143H215ZM238 144H241V145H238ZM52 145H54V144H52ZM76 145V144H75ZM74 145V146H75ZM110 145V144H109ZM127 145V144H126ZM145 145V144H144ZM192 145H193V143H192ZM196 145V144H195ZM201 145H204V144H201ZM216 145H218V144H216ZM222 145V144H221ZM220 145V146H221ZM234 145V146H233ZM236 145V146H235ZM244 145H246V146H244ZM57 146V145H56ZM61 146V145H60ZM73 146V145H72ZM128 146V145H127ZM126 146V147H127ZM135 146V145H134ZM133 146V147H134ZM188 145H186V147H187ZM223 146V147H224ZM238 146V147H237ZM240 146V147H239ZM39 147V146H38ZM53 147V146H52ZM62 147V146H61ZM122 147V146H121ZM192 147V146H191ZM195 147V146H194ZM201 147V146H200ZM217 147V146H216ZM237 147V148H236ZM19 148V147H18ZM69 148V147H68ZM96 148V147H95ZM95 148H93V151L92 150H88L87 151V153L88 154H94V153H97L98 151V153H101L100 151L102 150H100V149H98V147L95 149ZM111 148V147H110ZM146 148H148V147H146ZM198 148V147H197ZM230 148L231 149H233V150H235L234 152H236V153H238V155H236V154H234L231 150H230ZM239 149V152L238 151H236V149ZM8 149V148H7ZM20 149V148H19ZM25 149V148H24ZM27 149V148H26ZM25 149V150H26ZM30 149L31 148H29V149H27L28 151H30ZM37 149V148H36ZM72 149H73V147H72ZM186 150H189L188 148H185ZM21 150V149H20ZM69 150V149H68ZM96 150V151H95ZM115 150V149H114ZM123 150V149H122ZM125 150H127V149H125ZM150 150V149H149ZM156 150V149H155ZM185 150V151H186ZM204 150V149H203ZM23 151V150H22ZM32 151V150H31ZM74 151V150H73ZM134 151H136V150H134ZM161 151V150H160ZM209 151V152H208ZM210 151H211V153H210ZM230 151V152H229ZM246 151V150H245ZM245 151H242V149H241V156H242V154H243V152H244V154H243V157H252L251 156V154L250 155H248L247 156V154H248V152L246 153ZM104 152V151H103ZM102 152V153H103ZM149 152V151H148ZM168 152V151H167ZM190 152V151H189ZM188 152V153H189ZM217 152V153H216ZM1 153H3L2 151H1ZM4 153H5V151H4ZM22 153V152H21ZM20 153V154H21ZM27 153H30V152H27ZM26 153V154H27ZM32 153V152H31ZM30 153V154H31ZM97 153V154H98ZM105 153V152H104ZM103 153V154H104ZM130 153V152H129ZM151 153V152H150ZM156 153H158L157 151L155 152V153H151L150 155H152V154H156ZM163 153H164V150H163ZM172 153V152H171ZM170 152H169V154H171ZM197 153H199V152H197ZM246 153V154H245ZM70 154V153H69ZM72 154H73V152H72ZM120 154V153H119ZM121 154H122V152H121ZM127 154V153H126ZM136 154V153H135ZM146 154V153H145ZM168 153H167V155H169ZM202 154V153H201ZM231 154V155H230ZM232 154H234V156L232 155ZM259 155V157H257L256 155ZM25 155V154H24ZM61 155V154H60ZM64 155H66V154H64ZM129 155H131V154H129ZM128 155V156H129ZM138 155V154H137ZM142 155V154H141ZM148 156H150L149 154H147ZM147 155H146V157H145V159L147 158ZM157 155V154H156ZM160 155H162L163 156V154L162 153H160ZM159 155V153H158V156H160ZM176 155V154H175ZM231 156L230 158H228L227 156ZM246 155V156H245ZM29 156H31V155H29ZM42 156V155H41ZM67 156H68V154H67ZM102 156V155H101ZM108 156V155H107ZM117 156V155H116ZM153 156V155H152ZM161 156V157H162ZM184 156V157H183ZM201 156V155H200ZM216 156V157H215ZM223 156V157H222ZM232 156L234 157L233 159H232ZM236 156V157H235ZM3 157V156H2ZM22 157V156H21ZM70 157V156H69ZM96 157V156H95ZM97 157H98V155H97ZM96 157V158H97ZM103 157H105L104 155H103ZM102 157V158H103ZM135 158H136V156H134ZM134 157H132V159H134ZM154 157V156H153ZM164 157V156H163ZM162 157V158H163ZM182 157L183 158H175V159H173V156L171 157H169V156H167L166 157V155H165V158H161V159H154V158H152V160L149 158V160H147V161H145V160H142L141 161V159H139L140 161L139 162H137V161H135L134 163H132L131 162V164H129L128 162H126L127 160H125L126 158H121V157H118V158H113V157H106L107 159L105 160V161H102V162H108L106 165H108L107 167H105L104 169H106L107 168V170H105V174H107L106 172H108V174H117V175H121L122 177H124V178H121V180L120 181H122L123 179H125V181L124 182H126L127 181V178L128 179H131L130 177H132V179L135 181H137V180H139V181H141V187H142V194H143V196H141L139 199H138V203H139V207H140V209H141V211H143L144 213H146V210H149V209H157V208H159L160 206H162V204H163V202H164V200H163V198H161V197H159V196H154V193H156V191L155 190H153V186H157V180H150V179H147V178H149V173L147 174L146 173V171L147 170H150V169H153V171H155V173L153 174V176L155 175L157 178H164V177H169V176H175V175H177V176H179L178 174L181 172V174H183V175H185V173H187V175H188V173L191 175V173H193L192 171V168H191V170L189 169V166L190 165H194L195 163H196V161L198 160V158L197 157H199L198 156V154L197 155H195L194 156V154L193 155H191V156H188V157H186L185 155H183L182 154ZM186 157V158H185ZM196 157V158H195ZM202 157H201V159H202ZM213 157H215V158H213ZM228 159H227V158ZM248 157V158H249ZM252 157V160L254 159ZM1 158V157H0ZM5 158L6 157H4V159L3 160H5ZM28 158V157H27ZM30 158V157H29ZM28 158V159H29ZM33 158L34 157H31V159L33 160ZM37 158V157H36ZM60 158H62V157H60ZM74 158V157H73ZM88 158V157H87ZM87 158H85V160H87ZM91 158V157H90ZM101 158V157H100ZM129 158V157H128ZM138 158V157H137ZM156 158V157H155ZM160 158V157H159ZM168 158V159H167ZM223 158V160H221ZM7 159V158H6ZM19 159V158H18ZM23 159V158H22ZM22 159H20V160H22ZM31 159H29V161L31 160ZM38 159V158H37ZM36 159V160H37ZM42 159V158H41ZM70 159H72V158H70ZM131 159V160H132ZM144 159V158H143ZM196 159V160H195ZM243 159V158H242ZM241 159V161H238V163L239 162H241V163H245V165H247V160H242ZM247 159V158H246ZM250 159V158H249ZM2 159H1V162L3 161ZM25 160V159H24ZM30 161V162H34V161ZM39 160V159H38ZM79 160H81V159H79ZM120 160H125V161H121V162H119ZM226 161V162H224L223 163V161ZM230 160V161H229ZM231 160H233L232 162H231ZM262 160V159H261ZM6 161V160H5ZM27 161V160H26ZM70 161V160H69ZM72 161V160H71ZM77 161V160H76ZM133 161V160H132ZM180 161V162H179ZM245 161V162H244ZM20 162V161H19ZM22 162H24V161H22ZM21 162V163H22ZM75 162V161H74ZM93 163H92V165L90 166V167H94L95 168V166H97V165H93V164H95V161H92ZM100 162V161H99ZM120 164H119V163ZM130 162V161H129ZM247 162V163H246ZM260 162V161H259ZM3 163L5 164L6 162H4L3 161ZM9 164H10V162H8ZM15 163V162H14ZM29 163V162H28ZM31 163V164H32ZM35 163V162H34ZM60 163H61V161H60ZM69 163V162H68ZM79 163V162H78ZM126 163H128V164H126ZM189 163H191V164H189ZM231 163V164H230ZM7 164V163H6ZM20 164V163H19ZM24 164H26V163H24ZM30 164V165H31ZM54 164V163H53ZM62 164V163H61ZM83 164H85V163H83ZM83 164H81L82 166H83ZM90 164H91V162H90ZM99 164V163H98ZM138 164V165H137ZM197 164V163H196ZM235 164H237V162L235 163ZM8 165V164H7ZM22 165H23V163H22ZM26 165H28V164H26ZM29 165V166H30ZM33 165V164H32ZM36 165H38V164H34V166H33V168L31 167L30 168V171L33 169H35V170H37V166ZM49 165V164H48ZM51 165V164H50ZM49 165V166H50ZM89 165V164H88ZM216 165V164H215ZM222 165H219V164H217V167H219L220 169L219 170H222V168L224 169V166H222ZM239 165V164H238ZM2 166V165H1ZM4 166V165H3ZM21 166V165H20ZM28 166V167H29ZM45 166H47V164L46 165H39V169H45V168H49L50 169V167L49 166H47V167H45ZM72 166V165H71ZM76 166V165H75ZM79 166V165H78ZM197 166V165H196ZM222 166V167H221ZM235 166V165H234ZM240 166L242 167V166H244V164H240ZM8 167V166H7ZM11 167V166H10ZM15 167H19V166H15ZM24 167V166H23ZM44 167V168H43ZM61 167V166H60ZM92 167V168H93ZM97 167H99V165L97 166ZM204 167V166H203ZM236 168H237V166H235ZM1 168V167H0ZM13 168V167H12ZM20 168H22V167H20ZM26 168V167H25ZM183 168V169H182ZM197 168H199V166L197 167ZM201 168H202V166H201ZM211 168V167H210ZM215 168V167H214ZM213 168V169H214ZM230 168V167H229ZM229 168H225V170H227V169H229ZM234 168V167H233ZM2 169V168H1ZM73 169V168H72ZM77 169V168H76ZM83 169V168H82ZM81 169V170H82ZM98 170H99V168H97ZM96 168H95V170H97ZM12 170V169H11ZM14 170V169H13ZM20 170V169H19ZM46 170V169H45ZM65 170V169H64ZM74 170V169H73ZM84 170V169H83ZM89 170H90V168H89ZM94 170V169H93ZM93 170L91 171H89V172H87V170H85L84 172L82 171V173L81 174H83L84 176H86V175H92V176H94L95 175V177L97 176V178H100V177H102V174L101 173H103V172H96V174L94 173L95 172V170H94V172H93ZM97 170V171H98ZM102 171H103V169H101ZM101 170H99V171H101ZM181 170V171H180ZM5 171V170H4ZM8 170H6V172H7ZM10 171V170H9ZM37 171H39V170H37ZM55 171V170H54ZM184 171V172H183ZM199 171V170H198ZM3 172V171H2ZM29 172V171H28ZM32 172H34V171H32ZM31 172V173H32ZM50 172V171H49ZM64 172H66V171H64ZM69 172V171H68ZM74 172V171H73ZM76 172V171H75ZM0 173H1V171H0ZM35 174H36V171L34 172ZM58 173V172H57ZM60 173V172H59ZM78 173V172H77ZM197 173V172H196ZM195 173V174H196ZM24 174V173H23ZM53 174V173H52ZM55 174V173H54ZM53 174V175H54ZM76 174V173H75ZM194 174V173H193ZM20 175H22V173H20ZM34 175V174H33ZM44 175V174H43ZM50 175V174H49ZM78 175V174H77ZM80 175V174H79ZM82 175V176H83ZM104 175V174H103ZM127 177H126V176ZM128 175H130L129 177H128ZM2 176V175H1ZM23 176V175H22ZM21 176V177H22ZM26 176V175H25ZM42 176V175H41ZM56 176V175H55ZM57 176H58V174H57ZM60 176H62V175H60ZM65 176V175H64ZM63 176V177H64ZM70 176V175H69ZM100 176V177H99ZM153 176H152V178H153ZM154 176V179H157L156 177ZM28 177V176H27ZM27 177H24L25 179H24V181H23V179H21L25 184H27V182L29 183V179H31V181H33L34 183H35V181H40V180H37L38 178L36 177V176H34V178L36 177V180H32V179H34V178H27ZM43 177V176H42ZM48 177V176H47ZM71 177V176H70ZM87 177H89V176H87ZM95 177H94V179H95ZM23 178V177H22ZM26 178H27V181H25L26 180ZM49 178V177H48ZM47 178V179H48ZM54 178V177H53ZM56 178V177H55ZM58 178V177H57ZM96 178V179H97ZM151 178V177H150ZM44 179V178H43ZM111 179V178H110ZM110 179H108V180H110ZM113 179H114V181H115V178L113 177ZM113 179L111 180V182L113 181ZM144 179H147V180H145V182L143 181ZM177 179V178H176ZM180 179V178H179ZM13 180V179H12ZM20 179L19 180H17V178L15 179V182H14V180H13V184L15 183H17L16 185H18V183H20V181H21ZM54 180H56V179H54ZM75 180V179H74ZM80 180V179H79ZM86 180V179H85ZM102 180H106L107 181V179H102ZM150 180V181H149ZM17 181V182H16ZM21 181V182H22ZM46 181V180H45ZM50 181V180H49ZM52 182H53V180H51ZM58 181V180H57ZM60 181V180H59ZM92 181V180H91ZM101 180H99L98 179V182H100ZM118 181V180H117ZM130 181V180H129ZM147 181V182H146ZM195 181H197L198 182V180H196V179H194V178H191V177H189V176H185V177H183V178H181V183H183V188H184V190H187V191H191L192 190V187H193V184H194V182ZM85 182V181H84ZM93 182V181H92ZM105 182V181H104ZM103 182V183H104ZM110 182V183H111ZM44 183V182H43ZM64 183V182H63ZM76 183V182H75ZM80 183V182H79ZM87 183V182H86ZM199 183H201V182H199ZM198 183V184H199ZM206 183H207V181H206ZM209 183V182H208ZM207 183V184H208ZM2 184V183H1ZM21 184V183H20ZM19 184V185H20ZM24 184V185H25ZM46 184V183H45ZM51 184V183H50ZM93 184V183H92ZM102 184V183H101ZM207 184H205L204 183V185H205V187H206V185ZM5 185V184H4ZM8 185V184H7ZM10 185H12V183L10 184ZM22 185H23V183L21 184V187H22ZM29 185V184H28ZM54 185V184H53ZM97 185H99V184H97ZM33 186V185H32ZM51 186V185H50ZM57 186V185H56ZM64 186V185H63ZM1 187H3V186H1ZM12 187V186H11ZM18 187V186H17ZM25 187V186H24ZM41 187V186H40ZM44 187V186H43ZM42 187V188H43ZM67 187V186H66ZM76 187V186H75ZM116 187V186H115ZM208 187V186H207ZM8 188V187H7ZM26 188L28 189V187L26 186ZM33 188V187H32ZM35 188V187H34ZM36 188H37V186H36ZM54 188V187H53ZM72 188H74V187H72ZM117 188V187H116ZM116 188H114L115 190H116ZM124 188V187H123ZM127 188V187H126ZM11 189V188H10ZM12 189H14L13 187H12ZM19 189H20V186H19ZM22 189V188H21ZM25 189V188H24ZM31 189V188H30ZM121 189V188H120ZM179 189V188H178ZM9 190V189H8ZM7 190V191H8ZM17 190H18V188H17ZM16 190V191H17ZM23 190V189H22ZM62 190V189H61ZM87 190H89V189H87ZM122 190V189H121ZM125 190V189H124ZM128 189H126L125 190V192L127 193L128 191H127ZM1 191V190H0ZM6 191V190H5ZM6 191V192H7ZM77 191V190H76ZM85 190H83V192H84ZM2 192V191H1ZM10 192V191H9ZM69 192V191H68ZM78 192V191H77ZM80 192V191H79ZM96 192H97V198L98 199H100V200H103V202H105L106 200H108V197H109V195H108V193H107V191L106 190H103V189H101V188H96ZM95 192V193H96ZM66 193V192H65ZM65 193H64V195H65ZM70 193L72 194V192L70 191ZM69 193V194H70ZM73 193L75 194V191H73ZM116 193V192H115ZM118 193V192H117ZM116 193V194H117ZM125 193V194H126ZM133 193H134V191H133ZM9 194V193H8ZM16 194V193H15ZM52 194V193H51ZM50 193L49 194H47V197H48V195H51ZM70 194V195H71ZM77 194V193H76ZM83 194V193H82ZM87 194H88V192H87ZM115 194V195H116ZM121 194V193H120ZM131 194V193H130ZM13 195V194H12ZM53 195H55V193H53ZM58 195H60V194H58ZM73 195V194H72ZM84 195V194H83ZM124 195V194H123ZM136 195V194H135ZM34 196V195H33ZM36 196V195H35ZM39 196V195H38ZM43 196V199H44V195H42ZM42 196L40 197V200H41V198H42ZM63 196V195H62ZM126 196H127V199H128V194H126ZM26 197V196H25ZM28 197H30V196H28ZM46 197V196H45ZM54 198L55 197H58V196H53ZM118 197H120L119 195H118ZM122 197V196H121ZM136 197V196H135ZM174 197V196H173ZM35 197H33V198H31V201L34 199ZM52 197L50 196V199H51ZM92 198V197H91ZM90 198V199H91ZM11 199V198H10ZM18 199V198H17ZM22 199V197H20V199L19 200H21ZM30 199V198H29ZM37 199V198H36ZM78 199V198H77ZM84 199V198H83ZM88 198L86 197V203H87V201H89V199L87 200ZM116 199H117V197H116ZM131 199V198H130ZM12 200H14V198L12 199ZM11 200V201H12ZM22 200H25V199H22ZM35 200V199H34ZM38 200H39V198H38ZM66 200V199H65ZM69 200V199H68ZM76 200V199H75ZM105 200V201H104ZM171 200V199H170ZM15 201V200H14ZM13 201V202H14ZM77 201V200H76ZM80 201H81V199H80ZM79 201V202H80ZM93 201V200H92ZM99 201V200H98ZM2 202V201H1ZM12 202V203H13ZM16 202H17V200H16ZM22 202V201H21ZM50 202V201H49ZM55 202V201H54ZM59 202H61V201H59ZM84 202V201H83ZM94 202V201H93ZM137 202V201H136ZM15 203V202H14ZM46 203H48V202H46ZM56 203V202H55ZM66 203V202H65ZM69 203V202H68ZM2 204H4L5 205V203L3 202ZM7 204V203H6ZM10 204V203H9ZM41 204V203H40ZM74 204V203H73ZM79 204V203H78ZM81 204V203H80ZM27 205V204H26ZM42 205V204H41ZM43 205H44V203H43ZM42 205V206H43ZM48 205V204H47ZM46 205V206H47ZM60 205H63V204H60ZM20 206V205H19ZM33 206V205H32ZM34 206H35V204H34ZM40 206V205H39ZM38 206V207H39ZM52 206H54V205H52ZM65 206V205H64ZM94 206H96V205H94ZM98 206V205H97ZM96 206V207H97ZM102 206H103V204H102ZM105 207H107V205H104ZM103 206V207H104ZM172 206V205H171ZM3 207H5V206H3ZM3 207H0V208H3ZM16 207V206H15ZM27 207V206H26ZM35 207H37V206H35ZM37 207V208H38ZM109 207V206H108ZM6 208V207H5ZM18 208H20V207H18V205H17V207H16V211H17V209ZM22 208H24V209H26L25 207H24V205H23V207ZM29 208H31L30 207V205H29ZM48 208V207H47ZM88 208V207H87ZM86 208V209H87ZM90 208V207H89ZM99 208V207H98ZM11 209V208H10ZM15 209V208H14ZM28 209V208H27ZM26 209V210H27ZM35 209V208H34ZM67 209V208H66ZM66 209H63V213H66V212H64V211H66ZM74 209V208H73ZM83 209V208H82ZM94 209H96V208H94ZM1 210V209H0ZM6 210V209H5ZM21 210V209H20ZM81 210V209H80ZM79 210V211H80ZM97 210V209H96ZM2 211V210H1ZM19 211V210H18ZM49 211V210H48ZM61 211V210H60ZM68 211V210H67ZM75 211H77V210H75ZM83 211V210H82ZM85 211V210H84ZM88 211V210H87ZM7 212V211H6ZM36 212V211H35ZM39 212V211H38ZM38 212H36V213H38ZM41 212V211H40ZM46 212V214L48 213L47 212V210L45 211ZM50 212V211H49ZM33 213V212H32ZM31 213V214H32ZM35 213V214H36ZM96 213V212H95ZM27 214V213H26ZM30 214V215H31ZM39 214V213H38ZM43 214H44V212H43ZM50 214V213H49ZM62 214V213H61ZM111 214V213H110ZM109 214V215H110ZM23 215V214H22ZM48 215V214H47ZM53 215V214H52ZM86 215H88V214H86ZM93 215V214H92ZM26 216V215H25ZM36 216V215H35ZM34 216V217H35ZM39 216H42V215H39ZM112 216V215H111ZM22 217H24V216H22ZM31 217H33L32 215H31ZM37 217H38V215H37ZM43 217V216H42ZM52 217V216H51ZM84 217H85V215H84ZM45 218V217H44ZM53 218V217H52ZM82 218V217H81ZM90 218H92V217H90ZM49 219H51L50 217H49ZM83 219V218H82ZM124 218H122V220H123ZM134 219V218H133ZM132 218H131V220H133ZM144 219H146V214H142V215H139L138 216V220H144ZM31 221H32V218L30 219ZM34 220V219H33ZM36 220V219H35ZM34 220V221H35ZM40 220V219H39ZM44 220V219H43ZM118 220V219H117ZM42 221V220H41ZM46 221V220H45ZM45 221H43V222H45ZM49 221H51V220H49ZM53 221V220H52ZM119 221H121V220H119ZM126 221V220H125ZM23 222V221H22ZM25 222V221H24ZM37 222H40V221H38L37 220ZM42 222V223H43ZM47 222V221H46ZM89 222V221H88ZM26 223H28V221L26 222ZM33 223V222H32ZM35 224V223H34ZM38 225L40 224V223H37ZM80 224H84V223H80ZM85 224H86V222H85ZM33 225V224H32ZM24 226V225H23ZM39 228H40V226H38ZM37 227V228H38ZM38 228V229H39ZM42 229L43 228H45V227H41ZM46 228H48V227H46ZM19 229H21V228H19ZM30 229V228H29ZM37 229V230H38ZM10 230V229H9ZM14 232L12 233L13 235L15 234V231L16 230H18V229H16V230H14V229H12ZM24 230V229H23ZM23 230H21V231H23ZM31 230H32V228H31ZM30 230V231H31ZM36 230V229H35ZM35 230H33L35 233H39V232H36ZM45 230V229H44ZM50 230V229H49ZM48 230V231H49ZM3 231H7V230H2V232L1 233H3ZM25 231H26V228H25ZM41 231H43V230H41ZM51 231V230H50ZM49 231V233H51ZM53 231H55V229L53 230ZM57 232H58V230H56ZM17 232V231H16ZM24 232V231H23ZM23 232H21V233H23ZM29 232V230L27 231V233ZM57 232H56V234H57ZM18 233V232H17ZM19 233H20V231H19ZM18 233V234H19ZM20 233V234H21ZM24 233H26V232H24ZM23 233V235H25ZM31 233H32V231H31ZM34 233V234H35ZM42 233V232H41ZM46 233L48 234V232L46 231ZM7 234H9L8 233V231H7ZM12 234H9L8 236H10V235H12ZM7 236V235H5V234H2V237H4V236ZM28 235H30V234H28ZM28 235H25V236H28ZM41 235V234H40ZM39 235V236H40ZM50 235V234H49ZM54 235V234H53ZM58 236H59V234H57ZM21 235H19V237H20ZM31 236V235H30ZM36 236V238L38 237V235H35ZM35 236H33L34 238H35ZM55 236V235H54ZM1 237V236H0ZM1 237V238H2ZM14 237V236H13ZM12 237V238H13ZM21 237H23V236H21ZM32 237V236H31ZM43 237V236H42ZM56 238H57V236H55ZM55 237H52L51 238V235H50V237H48L49 238V240L50 239H53V238H55ZM4 238H6V239H8V237H4ZM10 238V237H9ZM16 238V237H15ZM30 238V237H29ZM28 238V239H29ZM46 238V237H45ZM45 238H43V240L45 239ZM56 238H55V240H56ZM3 239V238H2ZM17 239V238H16ZM15 239V240H16ZM25 239H26V237H25ZM28 239H26V240H28ZM63 240H64V238H62ZM9 240H11L12 241V239L10 238ZM19 240V239H18ZM22 240V239H21ZM25 240V242H27ZM4 241H6V240H4L3 239V241L2 242H4ZM8 241V240H7ZM10 241V242H11ZM14 241V240H13ZM20 241V240H19ZM24 241V240H23ZM31 241H35V239L34 240H32L31 239ZM38 241H40V240H38ZM46 241H47V239H46ZM50 241H52V240H50ZM49 241V243H51ZM53 241H54V239H53ZM59 241V240H58ZM61 241V240H60ZM68 241V240H67ZM9 242V243H10ZM25 242H24V245H25ZM36 242H37V239H36ZM55 242V241H54ZM57 242V241H56ZM65 242V241H64ZM64 242L63 243H60V245H62V244H64ZM6 245H7V242H4ZM13 243V244H12ZM10 245H13V247H14V245L15 246H18V244L16 245V243H15V241L14 242H12ZM18 243V242H17ZM20 243H22V242H20ZM29 243H31V242H29ZM29 243H28V245H29ZM34 243V242H33ZM38 243H40V242H38ZM47 243H48V241H47ZM59 243V242H58ZM66 243V242H65ZM79 243H81V242H79ZM23 244V243H22ZM22 244H19L20 246L22 245ZM45 244V243H44ZM68 244V243H67ZM74 244H76V243H73V245ZM2 246L4 245L3 243L1 244ZM28 245H25V246H28ZM32 246H33V244H31ZM31 245H29L28 246V249L30 248V246ZM35 246L36 245H38V244H34ZM52 245H53V243H52ZM54 245H56V244H54ZM78 245V244H77ZM76 245V246H77ZM1 246V247H2ZM23 246V245H22ZM31 246V248H33ZM38 246H40V245H38ZM41 246H42V248H43V243L41 244ZM57 246V245H56ZM63 247H64V245H62ZM82 246V245H81ZM0 247V248H1ZM6 247V246H5ZM19 247V246H18ZM55 247V246H54ZM61 247V246H60ZM67 247V246H66ZM37 248V247H36ZM40 248V247H39ZM49 248V247H48ZM74 248H75V246H74ZM4 249V248H3ZM9 249H10V247H9ZM12 249V248H11ZM10 249V251H12ZM14 249V248H13ZM17 249H19V248H17ZM20 249H21V247H20ZM27 249V248H26ZM53 249V248H52ZM62 249V248H61ZM67 249V248H66ZM76 249V248H75ZM78 249H80V248H78ZM4 250H6V249H4ZM15 250V249H14ZM13 250V251H14ZM22 250V249H21ZM21 250H18V251H20L21 252ZM23 250H24V248H23ZM62 250H64V249H62ZM69 250H71V249H69ZM82 250H83V248H82ZM82 250H78V252L77 253H79V251H81L80 253H82L83 251ZM1 251V250H0ZM7 251H8V249H7ZM7 251H6V253H7ZM32 251H33V249H32ZM52 251V253H53V251L55 252V250L53 249V250H51ZM66 251V250H65ZM85 251V250H84ZM2 252V251H1ZM14 252H16V251H14ZM23 252V251H22ZM71 252V251H70ZM3 253V252H2ZM10 253V252H9ZM26 253V252H25ZM24 253V254H25ZM29 253H31V252H29V250H27V254H29ZM16 255H17V253H15ZM54 254V253H53ZM61 254V253H60ZM63 254V253H62ZM67 254V253H66ZM65 254V255H66ZM8 255V254H7ZM6 256V255H5ZM9 256V255H8ZM18 256V255H17ZM25 256H26V254H25ZM29 256V255H28ZM85 256V255H84ZM10 258L11 257H16V256H9ZM80 257V256H79ZM81 257H83V255H81ZM24 258H27V257H24ZM260 264H262L261 262H260Z\"/></svg>",
	"mask_w": 264,
	"mask_h": 264
}]
</instances>
